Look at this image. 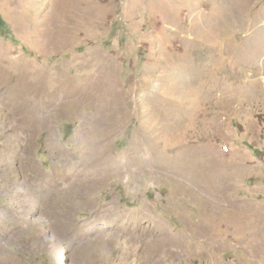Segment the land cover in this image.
I'll return each instance as SVG.
<instances>
[{"label":"rangeland","instance_id":"rangeland-1","mask_svg":"<svg viewBox=\"0 0 264 264\" xmlns=\"http://www.w3.org/2000/svg\"><path fill=\"white\" fill-rule=\"evenodd\" d=\"M0 21V77L27 66L46 116L22 171L0 105V264H264V0H0Z\"/></svg>","mask_w":264,"mask_h":264},{"label":"bare ground","instance_id":"bare-ground-1","mask_svg":"<svg viewBox=\"0 0 264 264\" xmlns=\"http://www.w3.org/2000/svg\"><path fill=\"white\" fill-rule=\"evenodd\" d=\"M16 70V80L12 82L10 86L6 85L2 77H0V105H4L10 109V119L14 121V124L9 127L8 130L13 131L16 138L24 142V148L21 153L16 152V150L12 147L10 138H8L6 140V149L2 153L3 157L1 159L9 163H11L12 160H17L21 170L25 171L29 167H33L35 165L31 155V141L36 125L44 123L46 116L43 110L44 108H42L43 106L40 107L41 109H36L31 107L28 103L27 98L33 89L32 80L28 75L30 70L27 66H21ZM5 167L6 166L2 167L0 170L5 171L7 168ZM47 184H49L48 176L38 172L34 177L26 181L24 188L33 194H39V201L46 202L45 196L47 194ZM217 188L218 192H221V186H218ZM18 190L19 188L15 190L16 193H18ZM12 191L14 192V190ZM152 227L153 235H163V231L160 227L156 225Z\"/></svg>","mask_w":264,"mask_h":264},{"label":"trees","instance_id":"trees-1","mask_svg":"<svg viewBox=\"0 0 264 264\" xmlns=\"http://www.w3.org/2000/svg\"><path fill=\"white\" fill-rule=\"evenodd\" d=\"M0 27H3L2 21H0Z\"/></svg>","mask_w":264,"mask_h":264}]
</instances>
